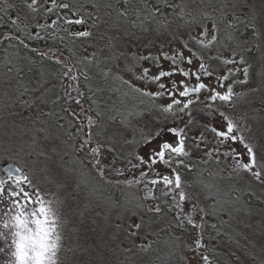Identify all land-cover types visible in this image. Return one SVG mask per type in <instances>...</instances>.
<instances>
[{
	"label": "rangeland",
	"instance_id": "374dc122",
	"mask_svg": "<svg viewBox=\"0 0 264 264\" xmlns=\"http://www.w3.org/2000/svg\"><path fill=\"white\" fill-rule=\"evenodd\" d=\"M244 2L251 17L263 25L264 0ZM23 6L24 11H21L10 1L0 0V18L9 19L6 15L9 13L12 19L14 13L27 15L31 23L36 22L41 3L36 5L35 0H25ZM100 7H97L99 13ZM225 7L222 0H212L209 9L222 12ZM225 23L219 17H211L184 29L157 25L156 22L144 31L128 28L119 18H115L114 26L110 27L106 26L107 20L86 29H82L83 24H78L64 33L71 37L69 56L75 58L78 65L75 72L69 69L67 72L75 74V78L80 76L95 83L103 78L107 86L105 92L93 93L97 105L105 100L108 106L104 115L91 118L95 121L92 130L97 138L109 144L120 156L149 154L156 166L157 162L162 163V170L175 168L178 174L183 172L179 182L188 202L194 203L197 215H205L203 205L215 218L219 216L213 211L225 212L227 218L223 219L225 230L222 232L233 246L226 254L221 252L217 256V264H264L261 244L264 202H245L243 197L234 199L228 194L232 177L223 183V178L217 181L213 134L206 130L199 134L197 126L201 124L193 118L183 131L184 148L172 147L159 153L157 143L161 137L171 141V136L167 132L163 134L161 129L183 118L194 105H204L203 109L212 111L214 116L215 108L223 105L218 97L225 99L224 104L228 105L229 93L234 89L243 99L248 94L255 103L261 100L262 92L259 88L254 92L248 89L247 79L252 78L255 82L264 79V42L257 50L249 52L246 47L254 40L256 26L250 24L249 34L242 40L235 38ZM21 54L9 52L7 72L2 67L0 70V222L17 221L19 224L14 225L13 232L36 241L41 220H48L46 222L51 225L46 232L51 234L52 264H171L173 252L166 246V236L143 239L141 236L145 235L148 226L142 225L141 220L137 222L138 227L135 225L138 228L135 236L128 238L122 232L121 225L132 228L134 218H137L134 212H124L125 199L117 195L108 200L109 207L106 204L104 208L102 202L98 204L93 198V190L83 186L84 177L75 169L81 156L76 159L70 155L67 132L51 117L61 93L60 79L66 72L65 66L46 57L35 63L25 52ZM238 111L247 120L244 108ZM250 114L254 117V128L261 130L264 108L254 105ZM196 118L204 117L197 113ZM8 162H15L27 175L29 198L22 203H16L18 198L3 193V167ZM180 166L184 171L176 170ZM151 206L158 209L156 203L151 202ZM113 208L115 211H111ZM112 212L122 214L116 219V227ZM96 215L107 216L108 221L98 219ZM186 224L191 229L182 244L188 255V251H192L191 236L197 226L191 221ZM254 225L259 228L256 237L249 229ZM195 238L194 244L200 245L201 239ZM133 242L137 246L131 245ZM235 248L257 254L259 262L249 255L237 254ZM190 258L188 256V264L189 261L190 264L201 263L194 254Z\"/></svg>",
	"mask_w": 264,
	"mask_h": 264
},
{
	"label": "trees",
	"instance_id": "16d2710c",
	"mask_svg": "<svg viewBox=\"0 0 264 264\" xmlns=\"http://www.w3.org/2000/svg\"><path fill=\"white\" fill-rule=\"evenodd\" d=\"M235 1L236 3L234 4ZM211 2L212 0H77L76 8L83 13L82 19L89 27L98 24L102 25V22L104 23L106 20V26H114L113 20L119 18L127 23L126 26L128 28L142 31L156 22H158L157 25H165L170 28L180 27L188 29L189 26L201 20L211 17L217 19L219 17L233 31L235 38L239 37L242 40H245L243 37L249 34V28H246L247 25L254 24L257 28L254 41L258 40L259 42V45L254 49L257 50L262 45L264 42V19L263 21L260 20L263 25L257 19H253L250 15V9L247 8L244 0H222L226 6L222 12L210 10ZM88 7H96L98 13L94 15L90 11L92 9H88ZM97 7L101 8V13H99ZM3 20L4 18L1 17L0 25L3 24L2 26L5 25V22H2ZM6 29H11L15 33L17 31L13 23H9L7 28H0V70L5 68L3 70L6 72L9 66L8 63H10L6 60L9 52L17 55L25 52L26 57L35 63L43 57H53L51 59H60V63L64 65L66 56H69L72 50L69 45L71 37L70 35H65L66 31L63 30H48L43 37L38 33L33 34L31 31L27 33L20 31L18 33L23 39L22 42L15 37H5L10 34L9 30L6 33ZM2 36H4L3 39ZM21 55L25 56L24 54ZM79 78L76 83V79L69 73H64L61 76V93L56 101V111L51 113V117L56 124L66 130L67 141L71 145L70 155L76 159L81 156L75 169L77 172L80 171L81 176L84 177L83 186L93 190V198L98 204L106 201L109 207L108 200L115 199L117 195L125 199L124 212H134V216L139 219L134 218L135 222L132 228L118 224L121 225V230L126 237L135 236L139 226L137 222L141 220L142 225L146 223L148 226L145 233L146 236H141L143 239L154 240L155 238L159 239L166 236V246L173 252L170 263L188 264V256L191 260L190 256L193 253L188 251V255H186L184 250L186 246L183 247L182 243L191 228H188V224L185 225V223H183L184 225H180V223L173 225L175 228L171 226L169 215L174 206L168 203L167 200L161 198L162 207L159 210L151 206L154 198L151 196L153 189L150 187L153 184L158 185L159 176L154 175L152 170L154 166L150 164L149 156L147 154L138 157L130 155L120 156L115 150L110 149L109 144H101L95 155L92 154L88 140H97L98 135L95 136L92 130L91 118L94 115L96 117L104 115L108 107L105 100L101 103L102 106L97 105L93 100V93L95 91L105 92L107 86L103 79H99L101 81L95 83L90 79L80 76ZM75 84H77L78 88L75 87ZM67 124L71 125L70 130ZM167 131V128L162 130L163 134ZM135 162L138 165H135ZM102 170L105 171L104 175L107 177V181L99 176ZM135 171H138V173H135ZM111 211H115V209L113 208ZM118 215L121 216L122 214L112 212L114 227H116V219L118 220V217H120ZM141 224L140 226H142ZM149 227H152V229ZM171 229L174 232L172 231L170 234L169 231ZM204 238L209 242L207 245L213 249V253L211 251L209 254L211 255V264H213L212 259H214V255H217L215 246L210 243L211 235L207 234ZM131 245L137 246L134 242ZM200 264L205 263L201 262Z\"/></svg>",
	"mask_w": 264,
	"mask_h": 264
},
{
	"label": "flooded vegetation",
	"instance_id": "af4514ba",
	"mask_svg": "<svg viewBox=\"0 0 264 264\" xmlns=\"http://www.w3.org/2000/svg\"><path fill=\"white\" fill-rule=\"evenodd\" d=\"M1 1H10L15 9L19 8L21 11H24L23 2L25 0ZM76 1L77 0H35L36 5L41 3V11L36 22L31 23L27 18V15H15L14 13L11 14V19L10 14L6 13L9 19L6 20V17L2 16V18H4L2 22H5V25H0V28H7L9 23H13L17 29L16 33L15 31L8 29L10 34L5 37H15L22 42L23 39L18 33L20 31L26 33L31 31L32 33H38L41 37H43L44 33L48 30H63L69 32V30L78 26V24L83 23L82 16L84 15L76 8ZM44 3L45 5L42 10V5ZM88 9H92L90 11H92L94 15L98 13L94 8ZM82 27V29H86L87 26L83 24ZM246 28H250V25H247ZM8 30L6 29V33H8ZM3 37L4 36H2V39ZM252 41L253 42L249 43L246 47L249 49V52H253L254 48L259 45L258 40ZM59 61L61 60L58 59V62ZM64 65L66 68L65 71L69 68L71 72H75L77 69L76 66H78L76 59L71 56H66ZM70 74L76 79L77 83L78 78H75V74ZM247 81V87L252 92H254L256 88H259L262 92L261 100H258L255 103L251 95L247 94L245 99H243L238 93V90H231L229 93L228 105L224 104L225 99L223 100L220 96L218 97L223 105L219 108H215L214 116L212 111L197 107L196 112L204 117L202 119L207 118L208 120L207 123H199L201 125H198L197 129H199V134H201L202 130H206L211 132L214 136V161L216 163L214 167L217 181H221L223 178V183L228 177H232L228 194L237 200L240 197H243L242 199H244L245 202L258 203L264 202V126L261 130L254 128V117L250 114V111L253 109L254 105L256 108L259 106L264 108V79L260 82H255L252 78H248ZM75 87H77V84H75ZM239 102H243L244 104H237ZM194 107L195 106L190 108L193 109ZM239 108H244L247 120H244V115L238 111ZM217 112L221 114L217 115ZM190 113L191 110L189 111L188 109L183 118L168 124L169 126L166 127L168 130L167 135L171 136V141L167 142V137L164 140L162 137L158 139L159 153L161 150L172 149V147H177V149L184 148L185 144L183 143V140L185 134L183 131L186 128L185 124L189 122ZM224 114H227V116H224ZM206 115L207 117L205 118ZM91 124L95 123L91 122ZM88 141L93 155L99 150L101 144L107 145L105 141L100 139ZM148 160L150 161V164L154 166V168H152L154 175L161 176L160 180L157 181L161 183L162 181L164 182L160 186L153 184V186L150 187L153 189V203L158 205V209L156 210H159L162 207L161 198L164 199L163 197H165L167 202L174 206L169 215L171 226H175V224L178 223L181 225L186 223V221H191L197 226L195 233L191 236L190 245L192 246L193 254L198 263L204 262L205 264H211V255L209 254L211 251L213 253V249L207 245L209 242L204 238L207 234L211 235L210 243L214 244L213 246H215V251L217 253L216 256L214 255L212 261L213 264H217V256H219L221 252L226 254V252L229 251V248L233 246L229 245V240H227L226 234L222 232L225 230L223 224L225 222L223 219L227 218L225 212L219 209L213 211L215 213L217 212L219 216V218H215L210 216V212H206V205H203L202 209L205 215L196 216L194 214L195 210L193 209L194 203L188 202L185 190L179 182V179L183 177V172L182 174H178L175 171V168L164 171L161 169V162L160 164L157 162L156 166L151 158H148ZM134 164L138 165L137 162ZM176 170L184 171V168L180 166L179 169L176 168ZM135 173H138V171H135ZM160 173H163V175ZM104 174L105 171L102 170L99 176L107 181V177ZM3 180V193L5 195H10L20 200H24L28 197L29 187L25 188V185L23 184L25 182V177L14 178L13 176H7L3 177ZM14 184V189H12L11 185ZM161 192H165V194H161ZM102 203L103 206H106L107 204L106 201H102ZM177 205L178 207L176 208ZM211 217L215 219L213 220ZM102 219L108 221V218L105 216L102 217ZM46 221L43 219L41 220V230L36 241L30 237L23 238L21 234L13 232L14 225L19 224L17 221L13 222L12 220H7L0 222V264H52L50 254L51 240L49 239L51 234L46 232L49 229L48 226L51 224ZM202 223V227L205 231H203V237L200 232V225ZM213 227L215 228L214 230L212 229ZM249 229L254 233L255 237L258 236V233H255L259 230L258 225L251 226ZM195 236L197 239H201L200 245L199 243L194 244V240L196 239ZM261 244L264 247V238ZM240 245H243V242ZM242 247L243 246H240V248ZM235 250L237 251V254H246L255 258L254 260L256 262H259L260 260V258L257 257V254H247L244 250H239L237 248H235Z\"/></svg>",
	"mask_w": 264,
	"mask_h": 264
},
{
	"label": "water",
	"instance_id": "95a60500",
	"mask_svg": "<svg viewBox=\"0 0 264 264\" xmlns=\"http://www.w3.org/2000/svg\"><path fill=\"white\" fill-rule=\"evenodd\" d=\"M4 171L6 174H11V175H14L16 177L22 175V172L17 167V165L14 163H11V162H8L4 165Z\"/></svg>",
	"mask_w": 264,
	"mask_h": 264
}]
</instances>
